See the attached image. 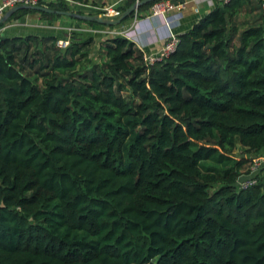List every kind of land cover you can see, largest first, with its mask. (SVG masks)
I'll return each instance as SVG.
<instances>
[{
    "label": "trees",
    "instance_id": "obj_1",
    "mask_svg": "<svg viewBox=\"0 0 264 264\" xmlns=\"http://www.w3.org/2000/svg\"><path fill=\"white\" fill-rule=\"evenodd\" d=\"M263 3H219L154 64L124 36L82 26L121 28L134 13L5 30L0 264H264V166L238 187L264 156ZM27 14L50 26L66 16L20 9L8 22Z\"/></svg>",
    "mask_w": 264,
    "mask_h": 264
},
{
    "label": "built area",
    "instance_id": "obj_2",
    "mask_svg": "<svg viewBox=\"0 0 264 264\" xmlns=\"http://www.w3.org/2000/svg\"><path fill=\"white\" fill-rule=\"evenodd\" d=\"M57 1H64L66 4H68L73 10H76L79 7L84 6H90L89 4L82 3L78 0H0V19L5 15V13L12 7H15L17 5H27V6H37L42 5L47 7L48 3L51 2H57ZM137 1V0H136ZM219 3H227L230 0H218ZM119 5V2L112 4L110 6H105L101 10V16L107 17V18H114L119 16L122 11H120L117 7ZM185 3H175L173 0H157L153 6L151 7V10L149 13L145 14L143 16L146 20H151L152 18L160 17L164 23L170 27V25L173 23L172 13H175L176 11H181L182 8H184ZM264 7V3H263ZM76 12V11H74ZM138 12H136L137 16ZM137 18V17H136ZM137 20V19H136ZM171 28V27H170ZM6 30V27L0 28V36L4 34ZM142 33L138 30V23L133 22L131 26L128 28H109L105 32L108 36H124L125 38L129 39L130 41L134 42L143 52H144V58L146 63L148 64H154L157 61H161L165 58H167L171 53H173L179 43L178 36L174 35L171 31L168 37H166L167 41L162 45V47L153 53H146L145 47L140 39L139 34ZM69 44V40L67 39H60L59 45L61 47H66ZM264 166V156H255L251 163H250V170L251 173L249 175L241 176L238 180V187L240 189H248L253 184L256 183V175L257 171L262 169Z\"/></svg>",
    "mask_w": 264,
    "mask_h": 264
},
{
    "label": "crops",
    "instance_id": "obj_3",
    "mask_svg": "<svg viewBox=\"0 0 264 264\" xmlns=\"http://www.w3.org/2000/svg\"><path fill=\"white\" fill-rule=\"evenodd\" d=\"M93 1V0H90ZM101 6H94L89 4L90 6H84V7H79L74 11L80 10L83 11L84 13L82 14H93V15H100L102 12V8L105 6H110L112 4H115L117 2H122L124 0H97ZM185 5L184 8L181 9V11H176L175 13H172V18L173 23L169 26H167L164 21L160 17L152 18L151 20H146L143 18L145 14L147 13H138L139 19L136 18L135 15V20L134 22L138 23V30L141 31L142 33L139 34L140 39L145 47V52L146 53H153L158 51L162 45L167 41L166 37L170 34V31L178 36L180 34H183L187 31L190 30V28L196 23L200 18L205 16L207 13H209L211 10H213L218 4V0H185L184 1ZM36 16V17H35ZM26 20L29 18L30 19H35L39 23L35 28V32H40L42 29L43 31H53L58 30L63 28L64 26L62 25L64 22H72V23H77L72 19H69L66 16H63L57 23H55L53 26H50L47 23V20L43 19L40 14H27ZM137 19V20H136ZM133 21L130 20L128 24H125L121 28H128L133 24ZM21 23L17 24V22L14 24H7L5 27L6 30H8L9 27L20 25ZM86 24H82L83 29L85 31L91 32L97 36V34H100L102 36L105 35V32L109 30V27H97V28H90L86 27ZM51 27V30L48 28ZM26 28V27H23ZM21 28L20 32L24 31L25 29ZM34 28V27H32ZM41 30V31H42ZM29 31V30H27ZM16 36H21V35H16Z\"/></svg>",
    "mask_w": 264,
    "mask_h": 264
},
{
    "label": "water",
    "instance_id": "obj_4",
    "mask_svg": "<svg viewBox=\"0 0 264 264\" xmlns=\"http://www.w3.org/2000/svg\"><path fill=\"white\" fill-rule=\"evenodd\" d=\"M157 0H137L134 4H132L128 9H126L123 13H121L119 16L114 18H107L103 17L101 15H93V14H82L74 11H57L42 5L37 6H27V5H17L15 7L10 8L5 15L0 19V23L6 22L17 10L20 9H34L38 11H44L49 13H60L67 16H72L75 18H79L86 21H97L100 24L103 25H118L122 23L125 19L130 17L133 13L136 14V12L139 11V9L149 3H152Z\"/></svg>",
    "mask_w": 264,
    "mask_h": 264
},
{
    "label": "rangeland",
    "instance_id": "obj_5",
    "mask_svg": "<svg viewBox=\"0 0 264 264\" xmlns=\"http://www.w3.org/2000/svg\"><path fill=\"white\" fill-rule=\"evenodd\" d=\"M174 1V0H173ZM153 6V5H152ZM151 6V7H152ZM151 7L148 9V11H147V13H149L150 12V10H151ZM36 17V16H35ZM137 19H139V17L140 16H138V14H137ZM133 20H135V16H134V18H133ZM132 20V21H133ZM8 21H10V19H8L6 22H8ZM6 22H3V23H6ZM14 22L16 23L17 22V24H19V23H21L20 25H16V26H11V27H9L8 28V30H6V33H7V35H9V36H13V35H26V34H36V33H39V34H44V33H46V32H43V30L41 31L40 30V32H35V28L36 27H40V26H37V24L39 23L38 21H36L35 19H30L29 18V20L27 19L26 20V17L25 16H23V17H21V18H19V19H15V20H13V21H11V22H8L7 24H14ZM134 22V21H133ZM87 28L89 27L88 25H85ZM23 27H26V28H23ZM32 27H34V28H32ZM7 28V27H6ZM21 28H23V29H25L24 31H22V32H20V30H21ZM114 28H118V27H114ZM49 30H51V27L50 28H48ZM27 30H29V31H27ZM54 30V29H53ZM57 30V29H56ZM56 30H54V31H56ZM249 163H250V160L245 164V166L240 170V175L241 176H245L246 175V173H247V171L249 170Z\"/></svg>",
    "mask_w": 264,
    "mask_h": 264
}]
</instances>
